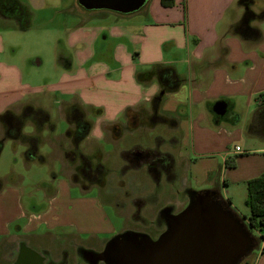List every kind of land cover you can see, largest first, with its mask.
Returning a JSON list of instances; mask_svg holds the SVG:
<instances>
[{"label": "crops", "instance_id": "obj_1", "mask_svg": "<svg viewBox=\"0 0 264 264\" xmlns=\"http://www.w3.org/2000/svg\"><path fill=\"white\" fill-rule=\"evenodd\" d=\"M60 1L51 2L59 5ZM254 1L253 10L264 9V0ZM236 2L237 0H173L171 7H163L160 0H148L143 9L132 14L135 17L133 19L105 10L94 11L81 16L80 24H85L92 15L104 18L105 12L120 16H115L118 18L114 20L122 21L118 25L80 29L78 35L66 37V45L70 49L80 46L65 67L66 70L72 72L79 56L78 63H85L88 70L86 79L100 87L93 88L90 94L101 92L102 96V101L95 100L88 104L96 106L100 114L91 123L89 135L81 145L83 153H100L103 158L118 149L119 154H124L121 158L125 167L123 173L118 172L120 169H112L107 162L104 164L101 160L110 170L105 182L110 175L116 176L120 189L128 190L130 187L140 186L141 177L147 181L144 193L137 194L136 190L135 196L126 197L130 198V205L134 207L128 215V221L130 214L135 213L136 224H144L142 220L146 218L143 208L157 205L155 218L149 221L155 222L159 211L166 209L169 204L168 201L164 202L159 210V196L163 192L166 194V189L173 193L174 187L193 190L192 182L204 185L202 192H218L223 200L230 201L232 207L235 201L232 192L236 195V190H245L247 181L264 173V140L248 136L245 132L247 123L260 103L257 95L264 92V25L260 28L254 24L248 25L249 32L252 31V26L259 29L262 34L261 41L252 32L241 38L226 35L230 25L239 21L242 16V10L237 8ZM70 3L64 12L74 14L76 0H71ZM21 20L22 17L19 18ZM98 40H115L116 43L106 55L103 51L97 54L90 51V54L85 50ZM126 45L129 46L127 53ZM95 57L101 59L98 61L100 64L90 65ZM154 66L172 68L182 81L176 91L164 96L160 107L163 114L176 117L178 127L176 130L169 129L168 134H161L164 137L156 136L151 148L135 146L136 153H140L141 157L134 163L128 157L133 151L122 146L128 143V138L121 135V126L124 125L122 117L127 109L134 112L139 110L143 116H147L144 119L147 122L150 100L159 93L160 88L154 78L141 83L138 77ZM80 72L82 71L79 69L78 73ZM101 79L103 80L100 81ZM64 85L65 83H58L61 88ZM23 96L24 93L14 96L4 111L18 113L25 105L46 110L29 100L22 101ZM223 99L230 100L232 110H229L226 120L214 122L210 117V109L215 102ZM137 121L140 123L143 120L137 118ZM115 125L117 132L113 129ZM157 126L159 125L155 127ZM162 127L167 128L166 125ZM136 133L134 130L131 135ZM141 134L143 133L140 132L139 135ZM170 134L172 135L169 136ZM166 136L176 140L174 147ZM54 137L62 145L58 149L49 139L46 140L50 153L56 154L63 166L66 163L70 167L63 158V151L68 143L62 140V136ZM123 139L127 140L124 142ZM156 139H160L162 146L169 144L175 150L158 147ZM235 147L239 151H235ZM158 151L172 155L174 165L164 159L160 162V168L154 166L152 161L158 159ZM124 159L127 160L126 166ZM71 167L74 172L75 167ZM138 172L141 176L136 178L134 173ZM168 174L177 176L176 186L168 178ZM64 176L65 182L55 181L56 189L50 187L52 191L48 195L49 201L43 203L41 210L36 207L33 198L29 197V202L32 203L26 205L15 189L8 190L4 195L1 192L0 238L7 239L21 234L40 237L36 233L41 228L58 237L69 238L98 236L100 233L113 234L114 228L103 206L99 202H91L94 201L92 199L72 198L70 179ZM73 186L79 187L75 184ZM91 188L97 189L98 194H101L105 186ZM109 203L117 209L116 203ZM83 206L89 207L86 208L89 213V222L86 225L81 224L82 215L76 209ZM168 214L169 211L164 214L165 221ZM236 215L244 224H248L249 211ZM145 222L149 223L147 220ZM250 231L253 238L261 235L264 237L262 232L254 229ZM239 264H264V241Z\"/></svg>", "mask_w": 264, "mask_h": 264}, {"label": "rangeland", "instance_id": "obj_2", "mask_svg": "<svg viewBox=\"0 0 264 264\" xmlns=\"http://www.w3.org/2000/svg\"><path fill=\"white\" fill-rule=\"evenodd\" d=\"M51 1L52 0H18L28 11L21 25L17 24L14 19L0 18V113H3L8 107L9 101L14 96L19 93H24L22 101L29 100L34 104L46 108L51 121L55 125L54 136L63 137L67 130V123L62 113L65 104H71L74 100H77L78 103L85 108L87 120L92 123L95 117L87 110H97V107L88 104L95 100L102 101L101 92H97L95 95L90 94L92 89L96 86L86 79L88 70L87 67L84 66L85 63H78L79 56H77V61L72 72L66 70L65 67L69 61H71L77 49L80 48L79 46L70 49L66 45L67 35H78L80 29L85 28L96 29L97 27H104L105 25H118L122 20L115 21L114 19L120 16L105 12L103 13L105 14L104 18L92 15L89 21L85 24H80L82 21L80 17L85 13L78 8V6H74V14H67L64 12V10L68 9V6L71 5V0H61L59 5H55L56 3ZM127 17L131 19L135 18L134 15ZM262 23L263 22H260L254 25L260 28L264 25V23ZM19 25L20 27L26 26V29H20ZM239 28L244 35L248 36L251 34L245 21L240 23ZM115 43V40L106 42L98 40L94 45H90L85 50H88L89 53L93 51L95 54L103 51V54L106 55L107 51H110ZM119 47L125 48V46ZM91 48L92 50H90ZM128 48L129 46L126 45V53L129 51ZM100 60L95 57L90 65L100 64L98 62ZM79 69L82 72L78 73ZM102 80L103 79L100 81ZM85 81H87V83H85ZM58 83H65V85L61 88L58 86ZM96 88L100 89L98 86ZM229 112L228 109L226 116L221 120H226L229 116ZM135 113H137V118H142L143 121L140 123H138L140 120L135 122L133 127L129 122L126 129H123L121 133L123 137L128 138V143H124L122 146L125 149L133 151L131 156L128 157L129 160L134 163L141 157L140 153H136L137 149L134 148L135 146L142 145L143 147L151 148L156 136L161 137L163 136L161 134L169 133V129L166 127L154 126L153 128L147 125L144 121L147 116H143L139 110H136ZM134 130L137 133L131 135ZM31 131L32 129L30 126L24 129L26 133H30ZM140 132L143 134L139 135ZM171 135L172 134L169 136ZM43 136L46 139L40 147V153L45 155L47 160L49 159V162L44 165L25 163L22 154L23 147L21 145L14 146L9 141L5 142L0 154V193L2 192L1 194L4 195L8 190L15 189L19 196H21V198L23 197L26 205L28 203L31 205L32 202H29L28 199L30 197L36 201V207L41 210L43 209V203H46L47 200L49 201L48 195L52 191L50 187L56 189L57 184L55 181L65 182L66 177L64 175H66L68 179H70L69 181L72 185L70 190L72 198L92 199L94 200L91 201L93 203L99 202V204L103 206V210L109 222L112 224L115 233L122 232L124 229L129 228L130 222L128 221V215L134 210V207L130 205V198L126 197L127 195L130 197L133 195L135 196L136 190L137 194L144 193V187L147 185V181L141 177L140 186L138 185L136 188L130 187L128 190H123L120 189L121 186L119 187L120 183L118 182V178L110 175L111 177L104 183L105 189L101 194H98L97 189L91 188L90 190L87 186H85V189L74 187L72 176L70 178L73 168L67 166L66 163H63V166L59 159H57V155L50 153L48 143L46 142L49 137L47 131L43 133ZM169 136L166 137L171 139ZM163 139L166 140L165 138ZM123 140L125 142L127 139ZM237 145L241 147L240 144ZM161 148L175 150V148H171L169 144H164ZM93 152H95L94 149ZM121 158L122 155L119 154V150L117 149L107 156L101 157V160L104 164L107 162L112 169H121L123 167ZM126 161L127 160L124 159L125 166ZM62 171L64 174H62ZM134 174L136 178L141 176L140 172ZM241 186L243 185H240V187ZM191 187L194 191L199 192L202 191L205 186L192 182ZM165 191H167L166 194L163 192V194L159 196V210L164 205V202H169L174 199L171 190L166 189ZM236 191V195L232 192L235 201L231 209L234 213L236 212V214L243 215L248 211L245 206L247 191L246 188L243 191L241 189ZM110 201L112 204L124 203V205L115 209L111 206V203H109ZM86 208L89 207L83 206L76 208L82 215V225H86L89 222V213ZM69 209H71V207ZM157 209V205H148L143 208V215L148 222L155 218L154 216ZM146 220L144 219L142 221L145 222ZM245 225L250 229L248 224ZM132 228L137 232L147 230L151 235H154L156 224L154 222H149L146 225H133ZM261 232L264 235V229ZM36 235L40 236L38 240L43 246L51 249L54 257H56L58 250L66 246L67 240L70 239L66 236L58 237L55 234L47 233L42 228L39 229ZM112 236L113 235L109 233H100L97 239L108 240ZM14 238L15 236L7 238L6 240L14 241ZM82 238H85V236L83 235Z\"/></svg>", "mask_w": 264, "mask_h": 264}, {"label": "trees", "instance_id": "obj_3", "mask_svg": "<svg viewBox=\"0 0 264 264\" xmlns=\"http://www.w3.org/2000/svg\"><path fill=\"white\" fill-rule=\"evenodd\" d=\"M2 1L5 6L0 5V18L14 19L17 21V24L21 25L22 20L19 21V18L22 17L24 19V16H27V8L20 4L18 0H8V2L6 0H0V3ZM160 3L163 7H171L173 5V0H160ZM254 4V0H237L236 5L237 8L242 10V16L239 21L230 25L226 35L239 38L247 37V35H244L242 31H240L239 26L241 22L245 21L247 25H253L264 21V9L255 11L253 10ZM20 29H26V26L20 27ZM250 32L254 33L257 39L259 38V41L262 40V34L256 26H252V31ZM152 78L158 82L160 90L159 93L150 100L148 108L149 115L146 123L151 127L166 125L168 129L176 130L178 127L176 117L170 114H163L160 107L164 96L176 91L180 87L182 81L172 68L162 66L152 67L148 72L140 75L138 80L144 83ZM257 100L260 101V103L247 123L245 132L248 136L264 140V92L257 95ZM221 101H225L228 105V109L232 110L230 100L223 99ZM87 111L94 117L100 114V111L96 109H88ZM62 113L67 123V130L62 140L68 143V147L63 151V158L68 164L77 168L79 174L81 173L80 175L83 174V180L80 179V181H75L74 183L78 186L82 183V186H80L82 189H85V186L91 188L104 185L105 178L109 175L110 170L101 163L100 153L86 155L81 149V145L89 135L92 125L85 116V108L80 103L73 102L71 104H65ZM210 117L211 119L213 118L214 122L219 121L216 120L215 116L211 113ZM123 120L124 125L121 126L122 129H126L129 122L133 127L137 120V113L132 109H127L123 113ZM27 126H30L32 129L30 133L24 132ZM113 129L117 132L116 125ZM0 130V154L5 142L9 141L14 146L21 145L23 147V158L27 164L44 165L47 163V157L40 153V147L44 142L43 133L45 131H47L49 135L48 139L51 143L58 149H61V141L54 137V123L51 121L48 112L39 107L25 105L18 113H14L10 110L4 111L0 114ZM155 143L158 147L162 146L160 139H156ZM169 143L174 147L176 145V140L171 138ZM157 153L161 154L160 151ZM120 154L122 156L124 155L122 153ZM168 160L171 164L174 163L173 157L170 154ZM124 170L125 167L123 166L118 172L123 173ZM246 191L245 206L249 211L247 222L250 229L245 227L250 233L251 229L261 232L264 229V173L257 178L247 181ZM201 192L191 189L185 190V194L189 196V199H192ZM211 192H213V199L221 208L231 211L233 215L238 218L231 209L229 200H223L216 191ZM166 211H168V208L159 211L156 221L154 222L156 225L160 226V222L164 220ZM143 223L146 224L144 221ZM263 241L264 237L261 235L259 238H253L252 245L256 248L260 242Z\"/></svg>", "mask_w": 264, "mask_h": 264}, {"label": "water", "instance_id": "obj_4", "mask_svg": "<svg viewBox=\"0 0 264 264\" xmlns=\"http://www.w3.org/2000/svg\"><path fill=\"white\" fill-rule=\"evenodd\" d=\"M147 1L76 0V5L85 14L105 10L129 16L143 9ZM227 110L225 101H217L211 113L221 119ZM245 226L217 204L213 192L203 191L189 199L179 213L166 217L165 229L155 240L125 231L110 239L103 255L111 264H239L254 249L253 236Z\"/></svg>", "mask_w": 264, "mask_h": 264}, {"label": "flooded vegetation", "instance_id": "obj_5", "mask_svg": "<svg viewBox=\"0 0 264 264\" xmlns=\"http://www.w3.org/2000/svg\"><path fill=\"white\" fill-rule=\"evenodd\" d=\"M6 1L8 2V0ZM0 5H4L3 1L0 3ZM215 119L221 120L222 118L220 119L215 117ZM155 154L156 153H154V155ZM156 156L158 159L153 160L152 164L157 167L159 166V168L161 160H168L169 158V154L166 153H157ZM80 174L77 168H74V172L71 175L73 184L77 185L74 182L80 181V179H82L83 174ZM167 176L176 186V181H178L177 176H173L171 174H168ZM80 186H82V183L79 185V187ZM103 187L104 185L97 188ZM160 188L161 185L159 186V189ZM173 195L174 199L169 201L167 206L169 211L168 216L179 213L189 201V196L185 194V190L174 187ZM132 204L136 205L135 203ZM123 205L124 203L115 204L117 208ZM136 218V214L131 213L129 216L130 227L119 233L114 232L111 234L113 235L112 237L125 231L136 233L137 231L132 228L133 225H137L135 221ZM165 224L166 221L164 220L160 222V226L156 225L154 235H151V233H149L147 230L142 231L141 233L148 234L151 239L155 240L163 232ZM38 239V237L35 238L25 234L17 236L15 235L14 241L0 238V264H92V261L96 258H100L97 264H111L103 255V253L108 250L107 246L110 239L98 240L97 236H86L85 238L71 237L69 240H67L68 242L66 243V246L58 250L56 257H54L51 249L49 247L43 246V244H41ZM109 251L112 253L114 250Z\"/></svg>", "mask_w": 264, "mask_h": 264}, {"label": "built area", "instance_id": "obj_6", "mask_svg": "<svg viewBox=\"0 0 264 264\" xmlns=\"http://www.w3.org/2000/svg\"><path fill=\"white\" fill-rule=\"evenodd\" d=\"M235 151H239V148L235 147Z\"/></svg>", "mask_w": 264, "mask_h": 264}]
</instances>
